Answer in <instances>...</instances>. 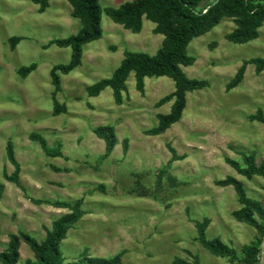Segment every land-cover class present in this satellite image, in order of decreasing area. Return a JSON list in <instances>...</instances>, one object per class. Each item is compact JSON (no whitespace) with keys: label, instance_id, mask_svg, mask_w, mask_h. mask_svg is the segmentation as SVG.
Returning <instances> with one entry per match:
<instances>
[{"label":"rangeland","instance_id":"1","mask_svg":"<svg viewBox=\"0 0 264 264\" xmlns=\"http://www.w3.org/2000/svg\"><path fill=\"white\" fill-rule=\"evenodd\" d=\"M132 1L100 3L108 8ZM213 1L205 0L202 6ZM102 26L103 37L84 48L82 65L61 76L62 90L56 97L67 111L56 114L51 70L69 63L72 49L53 41L76 35L82 24L67 0H50L44 12L35 0H0V252L13 233L24 231L44 240L53 221L69 212L37 205L32 198L83 199L85 215L61 243L68 262L82 260L87 251L104 258L123 253L121 264H193L196 256L201 264H243L205 248L196 221L210 219L208 237L221 238L240 255L260 237L256 228L234 217L243 207L235 188L218 183L234 177L250 198L264 205V177L248 178L227 162L229 158L244 165V156L251 154L257 164L264 161V125L251 119L264 112V71L249 64L241 83L228 89L244 62L264 58V25L257 39L236 44L227 39L235 22L225 18L192 41L188 52L196 60L184 71L209 85L188 93L181 120L160 135L149 130L158 125V114L171 112L175 98L160 104L175 91L171 78L147 77L140 91L132 73L122 104L116 103L111 88L99 96H90L87 88L110 78L126 50L155 55L164 36L147 19L140 33L105 13ZM14 37L21 38L15 48L10 41ZM33 64L37 68L27 77L19 73ZM103 125L115 127L119 140L110 156L94 133ZM33 133L62 154L48 155L31 139ZM9 142L26 190L5 177V172L15 171L8 158ZM28 259H35L34 252L23 242L20 264Z\"/></svg>","mask_w":264,"mask_h":264},{"label":"trees","instance_id":"2","mask_svg":"<svg viewBox=\"0 0 264 264\" xmlns=\"http://www.w3.org/2000/svg\"><path fill=\"white\" fill-rule=\"evenodd\" d=\"M73 8V16L80 20L82 28L76 35L65 39H55L53 43L62 48H71V60L67 64L55 65L51 70L55 92L53 94L54 109L56 114L67 111L65 105H61L57 99V93L62 90L61 76L68 75L82 65L84 48L104 35L102 17L105 13L115 23L134 33H140L144 27V19L156 25L155 32L164 36L161 49L150 55L140 51H125V56L110 78L102 79L89 86L87 91L90 96H99L102 91L111 88L117 104H122L124 92L127 91V81L132 73L135 74L137 88L144 90L147 77L167 76L174 80L175 91L173 95L162 100L160 104L175 98L169 114H158V125L149 134L160 135L166 132L172 125L179 122L187 106V95L190 92L204 89L209 85L206 80L190 78L184 71L195 63V57L191 56L188 48L192 41L218 26L223 19L232 18L236 28L227 35L230 42L245 44L260 36V28L264 25V0H214L205 7V0H134L119 7L103 8L100 0H67ZM40 11L44 12L50 5V0H35ZM21 38L14 37L10 41L15 48ZM253 64L257 72L264 71V58H253L244 62L236 77L228 84V89L237 87L244 78L246 67ZM37 68L36 64L22 67L19 73L27 77ZM252 120L264 125V112L258 111L251 116ZM97 137L106 144V156H110L119 143L115 127L111 125L99 126L94 130ZM31 139L41 143L48 155L60 156L59 147H50L47 140L38 133L31 134ZM129 148L128 140L123 142L124 152ZM173 156L176 151L171 148ZM7 153L15 171L12 174L5 172V177L26 190L21 181V165L16 159L15 148L12 142L7 145ZM177 157V156H176ZM227 162L239 173L251 178L254 175L264 177V161L257 164L254 154L244 156V165L227 158ZM218 184L233 186L237 192L243 207L233 213L234 217L243 223L257 229L260 237L256 241L246 245L242 255L235 248L224 243L221 238H209L207 229L210 219L196 221L199 241L213 255L231 257L240 260L243 264H264V205L247 195L243 182L227 177ZM1 190L4 185L0 184ZM37 205H53L57 208H67L68 213L61 215L53 221L52 228L47 230L44 240L38 241L30 233L21 231L11 234L7 248L0 252V264H20L21 246L26 243L34 252L35 259L26 260L25 264H121L123 253L111 258L91 257L84 253V258L78 261L68 262L61 249V243L67 238L69 230L75 226L85 215L83 199L75 202L50 201L47 199H31ZM179 263L186 264L179 260ZM193 264H201L199 257H194Z\"/></svg>","mask_w":264,"mask_h":264}]
</instances>
